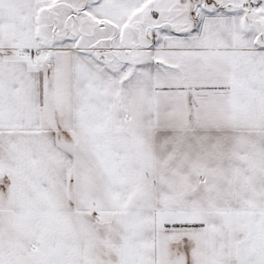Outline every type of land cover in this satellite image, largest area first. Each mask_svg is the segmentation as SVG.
Instances as JSON below:
<instances>
[{
  "label": "snow or ice",
  "instance_id": "6c2138e0",
  "mask_svg": "<svg viewBox=\"0 0 264 264\" xmlns=\"http://www.w3.org/2000/svg\"><path fill=\"white\" fill-rule=\"evenodd\" d=\"M0 264H264V0H0Z\"/></svg>",
  "mask_w": 264,
  "mask_h": 264
}]
</instances>
